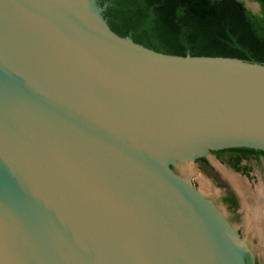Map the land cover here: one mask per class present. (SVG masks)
Wrapping results in <instances>:
<instances>
[{
  "label": "water",
  "instance_id": "obj_1",
  "mask_svg": "<svg viewBox=\"0 0 264 264\" xmlns=\"http://www.w3.org/2000/svg\"><path fill=\"white\" fill-rule=\"evenodd\" d=\"M105 8L0 0V264H247L172 167L264 152V65L156 52Z\"/></svg>",
  "mask_w": 264,
  "mask_h": 264
},
{
  "label": "trees",
  "instance_id": "obj_2",
  "mask_svg": "<svg viewBox=\"0 0 264 264\" xmlns=\"http://www.w3.org/2000/svg\"><path fill=\"white\" fill-rule=\"evenodd\" d=\"M252 1L259 5L257 14L239 0H99V4L106 5L103 16L114 33L156 52L264 65V0ZM199 161L206 164L205 159Z\"/></svg>",
  "mask_w": 264,
  "mask_h": 264
},
{
  "label": "rangeland",
  "instance_id": "obj_3",
  "mask_svg": "<svg viewBox=\"0 0 264 264\" xmlns=\"http://www.w3.org/2000/svg\"><path fill=\"white\" fill-rule=\"evenodd\" d=\"M242 2H245L249 9L255 12L257 11L256 5L252 0H242ZM201 159H205L210 165H203L198 162L199 159H197L189 163H177L172 167V170L177 176L186 180L194 189L201 192L236 232L247 250L245 257L246 263L264 264V245L259 241L258 234H256L253 225L251 224L250 226L247 224L245 220L247 212L243 207L241 196L228 180V175L236 176L249 188L251 194H254L259 188H264L263 169L254 163L245 165L244 168H248V171L250 172V178L247 179V177H244L239 173L236 174L228 168L218 164V162L215 161L212 152L206 154ZM223 188L230 189L236 193L240 202L237 212H232L225 206L223 202ZM251 201L252 200L250 199L249 202L252 203L253 201ZM248 227H250V229Z\"/></svg>",
  "mask_w": 264,
  "mask_h": 264
},
{
  "label": "flooded vegetation",
  "instance_id": "obj_4",
  "mask_svg": "<svg viewBox=\"0 0 264 264\" xmlns=\"http://www.w3.org/2000/svg\"><path fill=\"white\" fill-rule=\"evenodd\" d=\"M212 155L215 161L218 162V164L228 168L230 171L236 174L239 173L244 177H247V179L250 178V172L248 171V168L245 169L244 166L249 163H254L257 166H260L264 171V154L259 153V151H255L253 154H251L246 152H236L234 151V149H230L212 152ZM198 162L202 163L203 165H210L207 161L206 164L199 160ZM223 190V202L225 206L230 211L237 212L240 202L236 193H234L230 189L223 188Z\"/></svg>",
  "mask_w": 264,
  "mask_h": 264
},
{
  "label": "bare ground",
  "instance_id": "obj_5",
  "mask_svg": "<svg viewBox=\"0 0 264 264\" xmlns=\"http://www.w3.org/2000/svg\"><path fill=\"white\" fill-rule=\"evenodd\" d=\"M228 180L241 196L243 207L247 212L245 216L247 224L253 225L259 241L264 245V188H259L252 195L249 188L236 176L228 175ZM250 199L253 201H251L252 203L249 202ZM248 228L250 229V227Z\"/></svg>",
  "mask_w": 264,
  "mask_h": 264
}]
</instances>
